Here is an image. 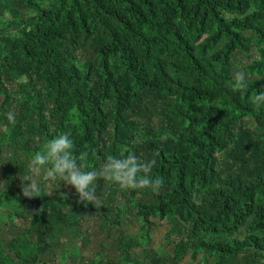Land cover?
<instances>
[{
    "label": "trees",
    "instance_id": "16d2710c",
    "mask_svg": "<svg viewBox=\"0 0 264 264\" xmlns=\"http://www.w3.org/2000/svg\"><path fill=\"white\" fill-rule=\"evenodd\" d=\"M252 49L256 59L237 69V54ZM237 71L246 92L232 89ZM258 90L264 0H0V155L12 156L0 157V207L16 201L0 264L61 259L77 249L68 238L87 243L97 222L107 235L96 255L117 252L81 264H139L119 228L127 215L167 224L171 264L187 254L264 264V107L250 102ZM61 133L75 154L88 152L87 169L121 151L155 159L151 175L163 186L121 189L100 178L97 207L71 186L62 200L64 182L41 179L40 197L25 198L33 153Z\"/></svg>",
    "mask_w": 264,
    "mask_h": 264
},
{
    "label": "clouds",
    "instance_id": "9594fccd",
    "mask_svg": "<svg viewBox=\"0 0 264 264\" xmlns=\"http://www.w3.org/2000/svg\"><path fill=\"white\" fill-rule=\"evenodd\" d=\"M247 87L245 73L237 71L232 81L233 91L243 93L247 91ZM250 102L256 107H264V90L254 92ZM7 119L14 124V113L9 112ZM74 148V142L68 133H61L43 143L41 150L33 153L28 172L23 174V196L28 199L40 197L41 179L53 182L59 180L75 189L80 202L98 207L94 187L97 179L117 184L121 189H151L154 192L159 191L164 184L162 177L151 175L155 159L144 161L133 152L125 154L121 151L119 156L109 155L100 167L87 169L88 152L81 151L77 155ZM60 198L66 200L68 196L61 193Z\"/></svg>",
    "mask_w": 264,
    "mask_h": 264
},
{
    "label": "rangeland",
    "instance_id": "374dc122",
    "mask_svg": "<svg viewBox=\"0 0 264 264\" xmlns=\"http://www.w3.org/2000/svg\"><path fill=\"white\" fill-rule=\"evenodd\" d=\"M256 59L255 49H252L250 53H238L237 54V69L242 70L243 65L249 64L252 60ZM242 72V71H241ZM0 157L2 160H11L12 156L9 154H5V151H2ZM18 161H21L19 158ZM5 186V182L0 174V189ZM46 189L49 190L52 188V183L46 184ZM61 184L59 185V190H61ZM4 190V188H3ZM73 192V189L65 185L63 186V190L61 193L70 194ZM52 195V192H50ZM55 195H59L56 193ZM55 198V197H54ZM16 201L11 202L12 204ZM104 203L109 204L110 201H104ZM121 203H124V200H121ZM12 204H9L6 208L0 207V233L8 232V228L6 227L7 217L14 210ZM65 210L68 208H64ZM133 214V213H131ZM128 216V218H126ZM121 221V225L119 228L128 235L125 237V243L128 247V250L133 258L138 260L139 264H171L173 260V247L174 241L176 240L173 235H168V226L165 222H158L156 220H152L154 223L152 226L142 225L140 221L135 220L134 217H130L127 215ZM11 223L14 228L19 227L22 224V217H13L11 216ZM13 230V228H12ZM11 230V234L13 231ZM93 235L89 238L87 243H79V239L76 238H68V245L77 244L76 250H71L68 252L67 256L62 254L61 259L49 260L46 262V257H42L41 259L45 261L42 264H81L82 260H94L99 261V259H107L110 254H114L117 252L114 248L110 253L108 250H104L101 252V255L98 257L96 253L99 251V243L104 240L106 237V232L101 230L100 222L94 223L92 226ZM113 239V237H112ZM111 239V240H112ZM109 244V242H108ZM110 245V244H109ZM61 252H57L56 256H58ZM202 254H199L196 259H192L190 254H187L184 259L179 264H201L199 262ZM205 264V263H202Z\"/></svg>",
    "mask_w": 264,
    "mask_h": 264
}]
</instances>
